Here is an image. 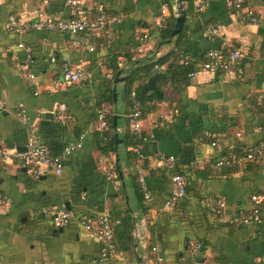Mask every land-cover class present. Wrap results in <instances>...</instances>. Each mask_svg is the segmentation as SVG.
Listing matches in <instances>:
<instances>
[{
  "label": "crops",
  "instance_id": "0c3cea01",
  "mask_svg": "<svg viewBox=\"0 0 264 264\" xmlns=\"http://www.w3.org/2000/svg\"><path fill=\"white\" fill-rule=\"evenodd\" d=\"M66 1L0 0V100L10 109L21 104L28 117L25 124L10 112L0 116V195L5 198L0 203V264H91L99 256L100 244L77 220L110 211L118 215L125 208L135 223L147 222L146 245H137L131 231L133 250L116 249V257L101 264H264L262 228L229 223L248 206L250 196L264 198V157L249 166L240 164L233 174L218 175L213 169L225 153L243 152L264 142V109L262 113L256 109L264 94V0L246 1L257 19L255 25H240L239 15L223 0H194L193 8L202 2L204 9L197 16L194 11L186 16L190 58L199 61L209 50L224 54L236 50L243 65L241 75L197 73L177 88L160 83L158 75L165 70H154L151 78L134 85L129 100L127 56L132 60L150 52L161 56L172 49L170 44L157 46V34L163 21L176 17L173 0H77L85 8L102 5L123 17L114 26V43L103 48L87 33H15L8 27L11 18L66 20L71 17ZM212 25L220 27L219 35L204 37V30ZM143 36L146 43L139 52L138 40ZM27 56L31 63L25 69ZM113 57L124 70L114 79ZM64 65L82 69L89 79L51 91L49 86ZM117 78L126 80L115 85ZM114 86L117 98L110 104L102 97ZM133 102L142 106L141 133L148 141L132 150L126 147L125 136ZM61 106L65 119L59 118ZM102 109L118 118L113 130L118 161L116 153L112 158L103 155L96 144ZM31 127L50 154L61 156L66 146L80 143V149L63 158L62 176L43 171L35 178L25 170L23 153L15 147L25 148ZM136 150L139 156L133 153ZM113 163L118 164L122 181L113 173ZM176 171L188 175L190 192L164 210ZM108 173L118 181L108 180ZM135 179L142 181L154 205L145 215L138 208ZM207 197L224 201L220 218L201 207L200 200ZM59 206L67 208L74 220L55 230L47 211ZM113 239L115 243L118 236Z\"/></svg>",
  "mask_w": 264,
  "mask_h": 264
},
{
  "label": "built area",
  "instance_id": "2783aa9c",
  "mask_svg": "<svg viewBox=\"0 0 264 264\" xmlns=\"http://www.w3.org/2000/svg\"><path fill=\"white\" fill-rule=\"evenodd\" d=\"M247 0H223V2L237 15H239V22L242 26H249L257 24V19L254 13L246 7ZM66 5L71 10V17L66 20H53L50 17L39 18L37 21H24L17 18H11L8 22V27L15 33L32 30H42L47 32H60L65 34L75 35L78 33H87L95 38H102L105 45H109L114 36V26H117L122 21V16L110 15L106 12V9L102 5H98L94 8H85L77 0H67ZM195 12L200 13L204 9V3L198 2L196 4ZM165 21L162 22L163 27ZM220 27L218 25H212L207 27L203 36L207 38H214L219 35ZM140 47L139 52H142V47L146 43V36L139 38ZM101 46H103L101 44ZM19 48H24L23 45H19ZM26 49V48H24ZM27 52L30 53L28 49ZM30 56H27L24 63V68L31 63ZM180 64L194 65V71H192L188 77L193 78L197 73H222L229 74L233 72L240 73V54L238 51H230L226 54L209 50L205 52L199 61L191 59L189 56H182ZM118 66H121L118 63ZM154 70L164 71V66H155ZM31 80L33 75H28ZM89 79V74L82 69H73L68 65H64L61 69L60 77L53 80L49 86L51 91H57L63 86L82 84ZM260 101H264V94L259 97ZM5 112L12 113L16 118L23 123L28 124V117L24 113V108L21 104L14 106L12 109L7 107L4 100H0V116ZM65 108L60 107L59 118L64 117ZM142 106L137 103L134 105L133 110L127 114L126 119L128 122V131L131 135L141 134V121ZM97 131L101 134L108 130L106 112L104 110L98 111L97 117ZM215 146V143L212 144ZM80 143L69 144L64 149L61 156H52L47 148L39 140L35 128H30V134L25 145V152L21 155L23 166L27 173L35 178L42 175L43 171L51 172L56 177H60L63 174L64 157L70 155L72 152L80 149ZM136 152H138L136 150ZM7 156V155H5ZM264 156V142H259L256 145L249 147L245 150L242 157H236L231 155L225 159H219L214 165V168L219 167H233L240 164L257 162ZM169 162L173 163L174 159L169 158ZM116 177L110 173L107 174V179L112 180ZM141 186L144 192L145 199L148 198L147 192ZM186 179L184 176L174 174L171 177V192L167 201L163 205L164 210H169L175 206V204L187 196L186 191ZM5 198L0 195V203L4 202ZM264 198L259 195H253L249 199L248 206L239 211L229 223L233 226H245L255 225L264 229ZM6 204V201H5ZM4 204V205H5ZM200 204L205 207L211 216L214 218H220L225 210V203L222 199L218 198H203L200 200ZM48 216L52 221L53 228L55 230H61L67 227L73 220L74 216L64 206L50 208L47 211ZM79 226L83 231L95 238L100 244L99 256L91 264H101L102 262L116 257V245L114 243V227L118 224L110 218L108 213H102L97 216L81 217L77 220ZM148 224L145 220L138 221L133 230L132 237L137 245L145 247L147 239ZM152 252H156L155 247L151 248ZM264 262V253L262 256Z\"/></svg>",
  "mask_w": 264,
  "mask_h": 264
},
{
  "label": "trees",
  "instance_id": "16d2710c",
  "mask_svg": "<svg viewBox=\"0 0 264 264\" xmlns=\"http://www.w3.org/2000/svg\"><path fill=\"white\" fill-rule=\"evenodd\" d=\"M171 1L172 0H170V2ZM193 1L194 0H181V7H182V10H183L184 15H185V20H186V16H188V14H190V13L192 14L193 11H194L193 15L197 16L196 14H198L197 12H195V8H193ZM106 12L110 15H114L111 12H109L107 9H106ZM116 15L117 14H115V16ZM175 21H176V17L167 18L165 20L164 26L159 29L158 34H157V38H158L157 39V46H166L168 44L167 42H168V40H170ZM185 23L186 22L184 21V24ZM63 34H65V33H63ZM78 34H84V32L78 33ZM78 34H75V35H78ZM69 35H71V34H69ZM96 39L100 40V45L101 44L103 45V46H101L102 48L110 46L115 41V38H114L109 45H105L103 43L104 41L102 40V38L97 37ZM186 44H188V38L186 37L185 27L183 25L181 33L179 35L175 36L174 38H172L171 43H170V45L172 46V49L169 50L166 54L161 55V56H157L154 52H150L148 55L144 56L143 58L134 59V60L131 59V56H127L128 58L126 60V63L129 64V68L126 71V74H127V81H126L127 87H126V91H125L126 99L129 100V96L132 92L131 90L136 83H141L144 81V79L147 80V79L152 77V75L154 74L153 73L154 67L156 65L165 67V71L158 75V76H160L159 80H160L161 84H165V85L167 84L169 86H174L177 88L181 87L182 85L185 86L187 84L188 80L191 79L188 77V75L192 71H194V65L193 64L186 65V66L183 64H180V59L182 56H189V57L191 56L187 52ZM230 51H234V50H230ZM201 57H202V55H200L199 58H201ZM110 61L113 64L110 69L112 72V79H114L116 74H118L119 72L123 73L124 70H121V67L119 68L118 62L116 64V61H117L116 57L111 58ZM242 67H243V65L240 64L239 75L242 74ZM217 73H219V72H217ZM234 73H237V72H234ZM102 99L104 101H106L107 103L112 104V102H113L112 91L110 89H108L107 92L103 95ZM131 106L133 109L134 102L131 104ZM256 109L260 113H262V111L264 109V101H262L261 105L257 106ZM105 112H106L108 130L103 134L97 132L95 134V140H96L98 150L103 155H108V156H111V158H112L114 156V154L116 153V151H115V141L116 140L114 138L113 127H114V121L117 123L118 118H116L110 112H107V111H105ZM127 125H128V122H127ZM146 138L147 137L142 133L139 135H131L128 131L126 133V136H125V145H126V147L132 148V150L135 148L139 149L140 146H143L144 144L147 143L148 140ZM39 140L47 148L48 152L51 153L47 144L44 143L41 139H39ZM132 150H131V152H132ZM244 152L245 151H243V152L234 151L232 154H226L225 153L224 155L220 156L219 159L228 158L231 155H234L236 157H242ZM133 153H135L136 155L139 156L140 151L133 152ZM51 155L57 156L58 153L57 152L52 153ZM255 163L256 162L246 163V165L249 166V165H252ZM113 166H115V167H113L112 171H113V173L116 174L117 173L116 167L118 166V164L113 163ZM237 167L238 166L219 167V168L213 167V169H216L214 171V173L221 175L222 173H220V172H222V171H223V173L226 172L228 174L236 173ZM175 174H179V175H182L185 177L186 183H187L186 191H187V195H189L190 188H189V177H188V175H186L185 173L177 172V171L175 172ZM115 179H117V181H118V177ZM135 180L136 181H134L135 182L134 191H135L136 197H137L138 208L141 211V213L143 215H145L149 211V209L154 207V205L152 204V202H150L149 196L147 199H145L144 192H143V189L141 186V182L138 179H135ZM77 193L79 194V191ZM254 195H259V194H254ZM250 198H251V196L249 197V199ZM183 199L184 198H182L181 200H183ZM166 201H167V199L164 201V203ZM201 207H203L204 210L208 213V215H210L204 206L201 205ZM245 208H242L239 211H241ZM74 213L76 214V216L82 215V214H79L77 212H74ZM108 214L112 220L118 222V224L114 227V230H113L114 231V237L118 236L117 241H115L116 249H120V250L123 249L124 251H127L129 249L133 250L134 245H133V240H132L130 234H131V231L133 230L136 223H135V218L133 217L132 213L125 208L124 211L120 212L118 215L116 213H113L112 211H110ZM114 214H116L117 216H115ZM262 236L264 238V229L263 228H262ZM118 240H120V241L118 242Z\"/></svg>",
  "mask_w": 264,
  "mask_h": 264
},
{
  "label": "water",
  "instance_id": "95a60500",
  "mask_svg": "<svg viewBox=\"0 0 264 264\" xmlns=\"http://www.w3.org/2000/svg\"><path fill=\"white\" fill-rule=\"evenodd\" d=\"M173 3L176 7V21L174 24V28L170 37V40H168V44L171 43L172 38H174L175 36L179 35L182 31L183 25H184V21H185V15L184 12L182 10L181 7V0H173ZM117 77H119V73L117 74ZM126 78H117L115 80V85H117L118 83H121L123 81H125ZM113 91V101L114 103L116 102V98H117V94H116V86L113 87L112 89ZM114 132H116V122L114 121V127H113ZM114 138H115V145L117 146L118 140H117V134H114ZM116 149V147H115ZM25 148L24 147H15V151L19 152V153H24L25 152ZM116 159L118 161V154L116 153ZM117 174L119 177V180H123V176L121 171L119 170V167L117 168Z\"/></svg>",
  "mask_w": 264,
  "mask_h": 264
}]
</instances>
